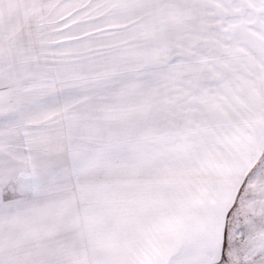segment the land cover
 <instances>
[{
  "label": "snow or ice",
  "instance_id": "6c2138e0",
  "mask_svg": "<svg viewBox=\"0 0 264 264\" xmlns=\"http://www.w3.org/2000/svg\"><path fill=\"white\" fill-rule=\"evenodd\" d=\"M0 264H264V0H0Z\"/></svg>",
  "mask_w": 264,
  "mask_h": 264
}]
</instances>
